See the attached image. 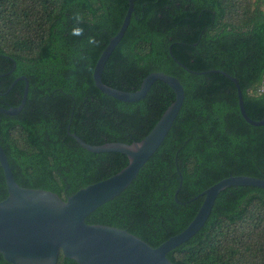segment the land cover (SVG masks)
<instances>
[{"label": "trees", "instance_id": "trees-1", "mask_svg": "<svg viewBox=\"0 0 264 264\" xmlns=\"http://www.w3.org/2000/svg\"><path fill=\"white\" fill-rule=\"evenodd\" d=\"M129 0H0V144L17 182L66 199L129 163L121 152H91L86 142L132 143L153 129L175 100L156 80L147 95L121 101L95 84L94 68L122 26ZM82 17L83 36H71ZM94 37L95 45L88 44ZM264 0H135L128 29L103 70L104 83L140 89L151 72L177 77L185 99L165 140L117 197L86 222L126 229L159 246L194 219L203 191L231 175L264 178ZM204 71H210L202 73ZM0 163V201L8 196ZM176 264H264V188L221 191L205 222L168 252ZM0 264H13L0 253ZM57 264H79L60 254Z\"/></svg>", "mask_w": 264, "mask_h": 264}, {"label": "water", "instance_id": "water-1", "mask_svg": "<svg viewBox=\"0 0 264 264\" xmlns=\"http://www.w3.org/2000/svg\"><path fill=\"white\" fill-rule=\"evenodd\" d=\"M134 1L129 8L118 33L102 51L94 68L96 86L121 101L134 102L145 97L156 80L168 84L175 93V100L165 110L153 129L140 141L132 143L107 142L93 145L76 133L69 134L91 152H121L129 163L116 174L81 188L66 199L58 193L21 186L13 173L6 152L0 144V163L4 170L8 196L0 201V253L13 264H57L61 253L79 264H176L168 252L190 239L207 221L219 193L229 186L248 185L264 188V178L250 175H231L213 184L201 193L203 203L190 224L179 234L170 237L157 247L126 229L103 224H90L86 217L107 201L120 195L138 176L140 170L161 146L185 99L181 81L170 74L156 71L149 73L140 89L125 91L104 83L102 74L107 60L125 35L134 11ZM236 84L240 110L247 122L261 126L264 117L254 120L247 112L242 89L237 78L222 70ZM210 71H204L207 73ZM25 81L21 103L8 108L0 106V112L9 115L19 113L25 106L29 80L22 75L14 80ZM142 145L137 151L132 148Z\"/></svg>", "mask_w": 264, "mask_h": 264}, {"label": "clouds", "instance_id": "clouds-1", "mask_svg": "<svg viewBox=\"0 0 264 264\" xmlns=\"http://www.w3.org/2000/svg\"><path fill=\"white\" fill-rule=\"evenodd\" d=\"M72 19L75 21V23L73 24V27L71 28L69 35L71 36H83L84 34V30L83 28L80 26L81 22H82V17L79 14V12H76L73 14ZM97 43L96 39L94 37H88V44H92L95 45ZM142 145H136V147L132 148L133 151H137L139 150V148H141Z\"/></svg>", "mask_w": 264, "mask_h": 264}]
</instances>
